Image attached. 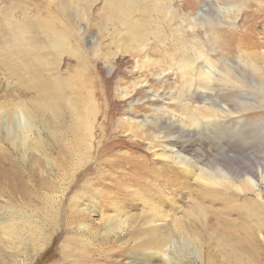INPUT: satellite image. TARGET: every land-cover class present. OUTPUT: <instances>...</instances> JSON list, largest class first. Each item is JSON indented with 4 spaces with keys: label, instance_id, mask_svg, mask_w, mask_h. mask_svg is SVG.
<instances>
[{
    "label": "rangeland",
    "instance_id": "obj_1",
    "mask_svg": "<svg viewBox=\"0 0 264 264\" xmlns=\"http://www.w3.org/2000/svg\"><path fill=\"white\" fill-rule=\"evenodd\" d=\"M47 1L0 0V110L5 113L26 100L52 103L53 93L32 85L36 84L31 68L35 52L30 44L19 45L20 51L15 52L7 39L13 22L22 27L38 9L44 11ZM170 5L177 16L169 23L163 18L158 21L164 34L169 39L182 37L188 44L201 41L209 59L216 61L209 89L192 80L191 89L207 92L203 98L191 97L183 89L189 78L172 60L158 54L161 46L172 52L170 40L161 44L150 35L143 48L130 46L123 32L102 18L100 0H76L64 12V22L72 29L68 46L84 53V70L73 56L59 53L56 61L46 53L38 57L37 73L63 84L59 98L64 119L74 100L82 109L89 102L99 109L92 148L78 146L67 124L51 109L39 111L33 122L36 128L25 138L18 135L14 145L0 130V264H167L164 250L169 264H264V228L255 229L259 222L250 217L258 205L264 206V91L257 80L254 86L239 75L245 64L242 52H254L256 63L264 65V0H170ZM194 17L190 23L185 21ZM224 19L233 26L220 39L230 41V46L218 51L210 28L225 29ZM9 51L12 55L6 54ZM43 53L41 49L39 54ZM220 64H231L238 73L234 78L247 80L231 90L238 94L234 101L227 97L230 90L217 82L224 74ZM126 91L130 95L124 96ZM180 95L186 106L182 111L181 104L174 102ZM205 108L208 117L198 114L197 120L186 123V113L194 116ZM128 109L139 115L141 127L132 122L125 125L123 120L133 117ZM133 131L163 138L172 134L193 164L181 173L157 151H148L146 141L135 138ZM103 141H109L105 147ZM163 141L157 143L164 145ZM117 152L133 156L124 162ZM230 153L234 158H229ZM142 166L157 170V177ZM121 169L145 174L148 184L118 177ZM202 170L222 174L226 186L203 187ZM249 176L256 183L252 189L244 184ZM127 180L128 186L120 184ZM204 188L213 191L204 194ZM153 224L166 227L153 235L149 229ZM182 237L190 242L186 249ZM133 250L155 251L156 256L132 263L126 256Z\"/></svg>",
    "mask_w": 264,
    "mask_h": 264
},
{
    "label": "bare ground",
    "instance_id": "obj_2",
    "mask_svg": "<svg viewBox=\"0 0 264 264\" xmlns=\"http://www.w3.org/2000/svg\"><path fill=\"white\" fill-rule=\"evenodd\" d=\"M93 1H95V0H93ZM100 1H101V6L99 8H101V10H102V11H100L102 18L108 20V22H111L115 28H119L123 32V34L125 35V39L129 40L132 43V45L129 44L130 46H135V48H140V47L143 48V46H145L146 41L148 40L150 35L159 39L161 44H163L166 39L170 40V42H171L170 46H172L171 47L172 52L168 51V48L161 46V48L158 50V54L163 58H168V59L172 60V63H174L176 65L177 70H179L180 72H182V74L186 75L189 78V79L186 78V80L184 81L183 89H186L191 97L200 99V98H203L204 96H207V94H206L207 92L204 90H199L197 92L196 88L191 89V86L193 84L192 80H195V82H197L198 85L201 86L203 89H209L210 86H209L208 80L215 78V77H213L214 73L212 71L213 69H211V68H214V66L216 65V61L213 62L209 59V57L207 55V54H209L207 52L208 50L206 48H204L205 46L204 47L202 46L203 44H201L202 43L201 41H200L201 42L200 43V42H197L194 40V42H193L194 44H192V43L188 44V41H185L182 37L175 36V37H172L171 39H169L164 34V32L162 31L158 21L161 18H163V19H166L167 23H169L172 20V18H175L177 16L176 10H170L171 9L170 8L171 7L170 0H100ZM51 2H56V3H51ZM75 2H76V0H56V1L48 0L47 6H44V8H42V6H41V8L44 9L43 12L40 9H38L37 10L38 13L34 16V18L32 20L24 23V24H21L22 27H20L16 22H13L12 24H14V25L9 27L7 30V39L10 38V40H12L13 47L17 48V49H15V52L20 51L19 45L23 46L25 43L30 44L31 50L33 52H35L34 53V61L32 62L33 64L31 65V68L33 70L32 72H33V76L35 78L36 84H32V85L36 86V87H42L46 94L53 93L52 97L54 98V99L51 98L52 103L50 105H47V104H44L41 102L31 103V102L26 100V101H23V103H21L20 106L15 107V109L12 110V112L5 113V112L0 110L1 111L0 112V130L3 132L4 138L7 140H10L13 145H14V142L17 140L18 135H22L23 138H25L30 134V132L33 130V128H36L35 125L33 124V122H34L35 115L39 111H49V109H51L53 114L56 116L57 119H59V121L67 124V128L70 130L71 134L74 137L73 139L76 140L74 142H76V144L78 146L83 145L84 148L87 150H91V148H92L93 129L96 127V124L94 126V123L96 120L97 111H99V109L95 105H93L91 102H89V105L87 106L86 109H82L80 107L78 101L74 100L70 103V106H69L70 112L68 113V117L66 119H64L63 118V112H61V110H60V107L63 106V99L59 98V93L63 89V84L60 83L58 78H55V77L52 79L51 78H44L42 76H39L37 73L38 63L40 61L39 59L42 57H45L46 53L51 54L53 59H55L56 61H58V58H56V57L59 53H61V54L65 53V54H68L70 56H73V57H75V59L77 61L82 63V69L84 70L83 64L87 62L85 59V55L82 51H78V49L74 50V49H71L69 47L70 45L68 43V38L71 35L70 32L72 29H71V27H68V25L64 22L65 16L63 15L64 12L68 10V8L72 9V5ZM50 3L52 4L51 6L49 5ZM53 4H56V6H53ZM69 4H72V5L69 7ZM154 15H158V16H160V18L159 19L154 18ZM194 19H195V17L192 20L190 18V19H186L185 21H188V23H190ZM233 19H234V17L231 20H233ZM221 21H222V19H219L218 25L220 23H222ZM225 21L226 20L224 19V22ZM225 23H226V26H228L225 29H221L220 26L210 28V29L217 31L216 32V31L211 30L212 31L211 33L212 34L214 33L216 35V36H212V38H214L212 40H214L213 41L214 43L218 42L217 47H216V49L218 51H219V49L222 50L223 46L225 47V45L230 46V44H229L230 41H223L222 40V42H221V39H220V36L222 35L221 33L229 32L230 30H232L230 27L233 26V22L231 21L229 23H227V22H225ZM201 27L205 28V26H201ZM192 29H193V26H192ZM190 30H191V28H190ZM208 31L209 32H208L207 36L211 37L210 30L208 29ZM25 32H26V36L24 34ZM29 33H31L34 36L29 37L27 35ZM191 39H193V37H191ZM7 45H8V42H7ZM131 48H133V47H131ZM8 49L9 48H7V50ZM41 49L45 53L39 54ZM135 50H134V52H135ZM125 51H127V50H125ZM228 51L229 50H227L226 53H228ZM129 52L133 53V51H131V50ZM229 52H231V50ZM6 54L12 55L10 53V51H9V53H6ZM38 57H39V59H38ZM241 57L244 59L245 64H244V66L242 65L240 72H239V75L241 77L245 76V78H247V80L249 81V83L251 85H254L253 80H257L256 83L257 84L259 83V85H261V87H263V91H264V65L259 66L256 63L255 60L257 58V55L252 51L251 52H249V51L242 52ZM158 62H159V60H158ZM27 64H26V67L28 69ZM5 65L7 66L6 71H8V70L11 71L10 70L11 66L9 64H5ZM220 66L223 69L224 74L217 78V82L219 84H221L222 86H224L225 88L230 90L229 95H227V97L230 101H234L237 99L238 94L235 91L232 92L231 90H236L238 85H242V84L244 85V83H247V80L234 78L236 76V74H238V73H235L232 70V68L229 67V66H231V64H229V66H226V65L224 66V65L220 64ZM160 70L164 71L163 68H161ZM162 71H159V72H162ZM249 76H250V78H249ZM231 79L233 80L232 82L230 81ZM26 86L29 87L31 85H26ZM123 94H124V96H127L129 94V91L128 92L126 91ZM181 98H182L181 95L178 96L174 100V102L181 104V101L183 100V98L182 99ZM131 103H132V101H131ZM130 106H131V104H130ZM179 108L182 111L186 108V106L184 104H181ZM127 112L129 114L133 115V113H131L130 109H128ZM186 114H187V116H186L187 122L186 123H189V124H191L193 121L197 120L196 116L198 114H200L202 116V118H206L209 116V112H207L206 108L200 112H197L194 116H193V113H186ZM136 117H139V115L135 114V115H133V117H127L126 120H123V122L125 123V125L127 123L132 122L134 124H137L138 127H141V125H143V123L141 122V120L136 119ZM156 122L154 125H156ZM164 122L169 123L167 120H165ZM152 123H154V122H152ZM244 125H247V124L245 123ZM100 128H101V126H100ZM101 132H102L103 139H104L105 134H106V130H104L102 128ZM133 132H134L135 138H138L140 141L141 140L146 141V143L148 144V146H147L148 151H150L151 153L157 151L158 155L159 154L162 155V157L164 159L169 160L172 164L177 165V170H179L181 173L184 172L186 174L187 169H189L190 165L193 164L194 161L192 162L191 159H189L186 155L182 154L183 148H182V146H180V144L179 145L175 144L174 136L172 134H168L167 137L163 138V136H165V135H157L156 133H153V132L152 133L147 132V134L145 133L144 136L142 134H140V132L139 133L137 131H133ZM245 133H246V131H245ZM163 139L165 140V142L163 141L164 145L162 143H161L162 145L157 143V142H159V140L162 142ZM77 140H79V141H77ZM108 142L109 141H107V142L103 141L104 147L108 144ZM103 144H102V146H103ZM157 145H159V146H157ZM87 152H89V151H87ZM96 152H97V150H96ZM97 153H99V152H97ZM183 153H184V151H183ZM116 155L123 157V160H124V158L125 159L130 158L129 156H133L132 154L127 155V153H125V152H117ZM84 158H85V160H87L89 158V155L87 153H85ZM134 158H136V157L134 156ZM229 158H234V154L230 153ZM142 159L143 158H140L139 160H142ZM85 160H84V162H85ZM126 161L129 162V160H126ZM126 161L124 160V162H126ZM103 162H104V160H103ZM142 162L144 165H146L144 160H142ZM142 168L149 171L153 175L154 178L157 177V172H155L157 170H153L151 168L148 169L144 166H142ZM157 168H158V166H157ZM172 170H174V169H172ZM200 171H201V169H200ZM169 172H170V167H169ZM99 173L100 172L98 170V174ZM1 174L2 173L0 171V178H1ZM117 174H118V177L123 176V178H128L131 181L134 180V181H139L141 184H148V182L145 181L147 176L145 174L144 175H137V173L135 172L134 169L128 170V171L127 170L123 171V169H121V170H119V172ZM166 175H167V173H166ZM200 175H201L202 179H204L206 181V184H202L203 187L209 186L212 188L213 186H216V185L221 186V187L226 186V182L223 180V175L220 173H210V172L207 173V172L202 170V172H200ZM99 177H102V176H99ZM129 180H127L126 182L125 181L120 182V184H122L123 186L124 185L128 186L130 183ZM244 184L248 188L251 187V189L253 187H256V183L254 182V179L251 176L245 178ZM115 186H117V184ZM212 191L213 190H210L208 188H204L202 192L204 194H207V193H211ZM88 205H90V204H88ZM258 206L260 208L255 209V210L251 211V213H250V217L255 219L257 222H259V223H256L255 229H257V230L264 228V206L263 205H258ZM198 207H199L198 208L199 211L204 212V208H202L201 206H198ZM91 209L92 208H90V210ZM148 213H150V212H148ZM102 215H100V216H102ZM155 215H156V213H155ZM153 218L154 217L152 216V219ZM151 222H153V221H151ZM145 223H147V222H145ZM148 223H150V222H148ZM81 226L87 227L86 223H82ZM161 227L164 228L166 226H157L156 224L155 225L153 224V226H149V229L152 232V234L154 235V233H157ZM134 238H135V236H134ZM187 240H188V238H186V237L181 238V241L183 242L185 249L187 248L186 245H188V243H190ZM138 241H141V239L139 238ZM173 243H175V242H173ZM119 244H116V245L119 246ZM175 245L176 244H174V246ZM106 246H108V245H106ZM122 246H124V245H122ZM139 247H140V245H139ZM139 247L137 246L136 249L139 250ZM99 248H100V245H99ZM110 248H109V250H110ZM141 249L142 248H140V250ZM97 250H98V248H97ZM138 250H133L134 252L132 254H130L131 251H127L128 256H126V257L132 263H136V262L141 261L142 260L141 258L144 256L148 257L147 262H149L151 260L150 259L151 257L156 256L155 251H149L148 253L143 254V252L137 253ZM101 251H102V248H101ZM162 257H163L165 263H167V264L170 263V256L166 253L165 250L162 253Z\"/></svg>",
    "mask_w": 264,
    "mask_h": 264
}]
</instances>
